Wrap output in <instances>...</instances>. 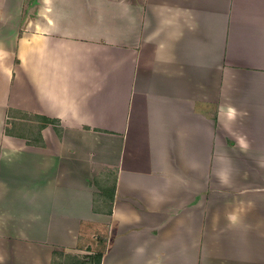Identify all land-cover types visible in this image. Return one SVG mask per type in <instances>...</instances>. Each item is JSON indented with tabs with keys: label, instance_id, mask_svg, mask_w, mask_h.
<instances>
[{
	"label": "crops",
	"instance_id": "1",
	"mask_svg": "<svg viewBox=\"0 0 264 264\" xmlns=\"http://www.w3.org/2000/svg\"><path fill=\"white\" fill-rule=\"evenodd\" d=\"M89 222L101 264H264V0H0V264Z\"/></svg>",
	"mask_w": 264,
	"mask_h": 264
},
{
	"label": "rangeland",
	"instance_id": "2",
	"mask_svg": "<svg viewBox=\"0 0 264 264\" xmlns=\"http://www.w3.org/2000/svg\"><path fill=\"white\" fill-rule=\"evenodd\" d=\"M18 118L23 119L20 123L21 125H17V129L21 131V133H29L30 135H36L38 131L40 130L41 125V119L35 118L34 116H28L23 115L22 113H15ZM57 125V124H56ZM60 127V125H57ZM101 183H104L107 187L112 186L113 181V175L110 173L105 174L101 178ZM102 196V198L108 199L110 197L109 191L99 193V196ZM105 207L107 208L106 204ZM88 235L85 239V242L87 245L90 246V248H93V251L96 252L97 250H100L103 248V244H101L102 240L101 238L105 237V234L107 232L108 226L104 224H95L93 222H89L86 224ZM92 233L94 235H92ZM82 256H76V255H68V254H59L56 257V263L57 264H85L82 262V259L84 260L85 256L88 255L86 253L80 254ZM94 263V262H92Z\"/></svg>",
	"mask_w": 264,
	"mask_h": 264
},
{
	"label": "trees",
	"instance_id": "3",
	"mask_svg": "<svg viewBox=\"0 0 264 264\" xmlns=\"http://www.w3.org/2000/svg\"><path fill=\"white\" fill-rule=\"evenodd\" d=\"M39 119H41V125L40 128H44L48 125H53L56 132L61 135L62 134V129L61 127H58L57 125L59 124V121L57 119L54 118H50V117H39ZM57 124V125H56ZM7 134H10V130L7 129L6 130ZM41 145H43V142L41 143ZM109 191L110 193V197L113 199L114 194H115V187L110 188V189H101V193ZM111 212V210L109 211V213ZM102 242L101 244H103V248L100 250H97L96 252H93L91 254H88L85 256L84 260L82 259V262L85 264H101V260L103 258V255L105 253V249H106V236L101 238ZM90 248V247H89ZM89 250H92L91 248ZM62 254V253H56L55 252V258H53V264H57L56 263V257L57 255ZM94 262V263H92Z\"/></svg>",
	"mask_w": 264,
	"mask_h": 264
}]
</instances>
